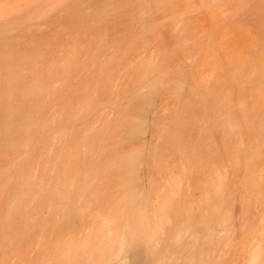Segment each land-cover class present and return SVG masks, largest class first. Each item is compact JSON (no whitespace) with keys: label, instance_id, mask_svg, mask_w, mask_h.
<instances>
[{"label":"bare ground","instance_id":"6f19581e","mask_svg":"<svg viewBox=\"0 0 264 264\" xmlns=\"http://www.w3.org/2000/svg\"><path fill=\"white\" fill-rule=\"evenodd\" d=\"M235 5L239 14L240 5L264 10V0ZM195 6L202 0H0V264H219L220 248L230 241L224 234L230 205L227 165L216 173L209 168L218 162L221 138L214 133L234 150V165L243 158L245 183L257 185L264 118L253 103L264 95L254 84L264 83V57L236 65L250 68L233 70L229 89L221 90L212 72L197 80L206 63L202 44L193 49L179 36L181 65L175 67L195 63L198 75L187 91L164 96L178 74L156 67H174L175 59H141L140 40L190 31L192 19L201 17L189 14ZM130 61L148 68L125 76ZM150 112L152 143L178 151L171 161L180 164L178 174L168 162L149 166L147 177L161 173L163 185L146 191L140 183L146 148L110 161L103 152L141 136ZM247 130H255L251 140L242 135ZM68 216L78 217L75 227L62 222ZM67 228L76 233L66 235ZM30 240L33 253L19 254ZM259 245L253 244L248 264H264Z\"/></svg>","mask_w":264,"mask_h":264},{"label":"rangeland","instance_id":"374dc122","mask_svg":"<svg viewBox=\"0 0 264 264\" xmlns=\"http://www.w3.org/2000/svg\"><path fill=\"white\" fill-rule=\"evenodd\" d=\"M223 1H225L227 4L223 3ZM235 2L236 0L232 1L233 4L230 2V0H222V1L221 0H218V1L217 0H202V7L195 6L196 8L190 7L192 9H189L190 10L189 14H193V15L201 14V17H199L200 18L199 20L202 21V22L200 21V23L202 24L198 23L199 20H196L195 22V20L192 19L193 24L192 26H190L191 27L190 31H179L177 32V35H174L176 31H174V33L168 32L169 34L168 33L167 34L157 33V34L150 35L147 38L145 37L143 38V40L142 39L140 40V42L143 43L142 47L140 48V55L142 57L141 59H145V60L151 59L155 63H158L159 61H162L163 59H165L166 61V57L169 59V63H170V59L171 60L172 58L175 59L176 65H174V67H156L157 69H161V70L162 69L174 70V73L178 74L177 75L178 81H180V82L177 81L176 83L173 82L174 84L171 83L172 87L168 91L169 94L167 93V91H165L166 93H164V96L167 95L168 97L173 99L171 95L173 94L175 96V94H178L177 93L178 90L179 91L182 90L181 92H185L188 90V87L190 86V82L192 79L196 80L198 78L197 79L198 81L199 79L202 80L203 76H205L206 78L207 76L211 75V72L212 74L218 75L221 78V82L219 84V86L221 87L218 86V88H220L221 90L229 89V87H227L228 86L227 84H229L228 78L232 76V71L238 68H250V67H236V65H239V64L241 65L243 60L247 58H252V57L255 58L256 55L260 56L262 54V56L264 57V29H263L264 10H260V12L257 10L255 11V9L247 11L246 9L247 5L246 7L245 5H240L238 9H240V7L242 8L238 10L241 13L239 14L236 10L237 5H235ZM213 3H216V4L214 5ZM222 4L223 5L225 4L224 7H222ZM228 4L230 6H228ZM218 5H220V7L222 8H220ZM225 6H226V9H225ZM230 10H231V13H230ZM218 11L221 12L222 14H219ZM228 13H230L231 15ZM249 13H253V14L256 13V14L253 18H249L248 17ZM218 15H221V17L219 18ZM227 16L229 17L226 18ZM245 18H246V21H245ZM193 27L195 28L194 29L195 32H193L192 30ZM190 32L194 33V35ZM179 36H186L188 38L187 44L189 45V47H192L193 49L196 48L195 42L196 44L197 43L199 44L198 49L200 45L202 44V57L198 49L195 50L196 52L198 51L197 53H195V55L198 54L201 57L202 62H206V63H202L204 65V68L202 65L200 66V68L197 67L195 63H192V65H188L186 67H175L177 65H181L180 64L181 47H179L180 45ZM199 40L201 41V43ZM127 42L132 43L133 41L132 39H128ZM250 51L253 52V54H251ZM241 54H244V55L240 56ZM210 56L215 57V59L210 58ZM137 58L139 59L140 57L138 56ZM210 59L212 61H210ZM218 60L220 61L221 65H217ZM130 62L131 63H129L128 65L129 67H123L122 72L124 73L125 76H128L131 73L132 74L141 73L144 68H148V67H138V68L130 67V66H133L132 64H135L132 61ZM206 64H208L207 69L205 68ZM136 66H138V64H136ZM196 67L199 68V71ZM110 68H116V67H108V69ZM118 68H121V67H118ZM256 68H259V67H256ZM260 68H264V67H260ZM193 69L195 70L193 71ZM205 69H206V72H205ZM175 70H177L178 72H176ZM196 70L198 71L197 73H199L200 76H197L198 74H196ZM191 72L193 73L194 76H192ZM179 74H181V77L184 78L182 81L179 79ZM195 76H197V78H195ZM191 77L193 78L191 79ZM254 85H255L254 86L255 91L260 92L264 95V83L254 84ZM125 88H126V84H125V87L123 86L122 88H120L121 90L120 93H124ZM160 92L162 91H159V94L161 95ZM129 96L130 97H128L126 101H129V98H131V95ZM160 102H161V97H157L153 105L158 104V108H159ZM253 105L256 106V108H258L259 111H261L260 117L264 118V96L262 97L254 96ZM125 106L123 107L126 108L127 111H129L130 108L128 107V104ZM147 117H148L147 118L148 123L150 124L148 125L146 131H144L141 134V136L132 137V139H128L127 141L125 138L124 142L122 144H119L116 148H113V149L108 148V150L105 149L103 152V158L106 159V161H110L111 158L115 155L116 156L125 155L141 147L146 148L147 151L149 152H147L146 158L144 159V161H142L141 175L144 180L142 181L141 179V182H140L141 186L144 187L145 190L148 189L149 187L152 189L153 187H156L157 185L158 186L163 185L161 173H156V175L152 177L151 179L147 177V175H149L148 173L149 166L152 165L153 168L155 167L157 170L159 164L167 165V162H168V165L174 168V169L171 168V170L176 171V174H178L177 169L180 164L179 163L180 161L178 160L174 162L171 161L172 159L171 157H175V156L178 158L180 157V154H178L179 153L178 151H175V149L173 150L170 149L168 145L164 146L163 143L161 145V142L159 144L152 143L153 138L156 135L153 134V130H152L153 121L151 118V112L148 113ZM117 118L115 120L116 123L118 121ZM158 126H162V125L160 124ZM254 133H255V130H252V131L247 130L242 135L245 136L247 139L251 140L254 137ZM122 135L118 134V136L121 138H122ZM214 135L218 137V139L221 138L219 140L220 145L218 148V155L216 158L218 162L210 163L209 168L211 169L210 170L211 172L216 173L217 166H220L223 163L227 165L224 168L222 167L223 170H225L224 179L227 185L225 188L224 197L225 199L229 200L228 203L230 205V218L225 224L228 230L227 232H225L226 230L224 231V234L226 235L225 238L226 239L229 238L230 241L228 245L225 244L226 243L225 242L220 248L222 250V260L219 262V264H248L249 255H250V251L253 249L252 247L253 244L258 241L260 244L259 246H264V145H262L261 149L258 150L257 152L258 155L255 157L256 163L254 164V168L255 167L261 168L263 169V172H260V174L258 175L259 177L258 184L253 185L252 183H245V179H246V175L248 171L246 169L244 160H242L243 158L240 157L238 164L234 165L232 163L235 157L234 150H232L231 153L228 152L225 148L226 144L224 145V142L222 143V136L217 131H215ZM156 147H159V149H156ZM233 153L234 155H232ZM154 156H157L159 160L157 159L156 161L155 159H153ZM77 163L81 164L83 163V160L81 159V161H77ZM118 166H119V163H118ZM166 167L167 169L169 168L168 166ZM201 181H202V173L201 175H198L196 179L193 180V183L196 186L197 184L201 183ZM77 218L78 217L68 216L65 219H62L63 220L62 222L68 227L69 226L75 227L77 225L75 221L79 220ZM67 229L68 230L64 231L65 233H67L66 235L72 236L73 234L76 233L74 232L75 230H71L70 228H67ZM32 244L33 242L31 240L30 242L21 243L19 248L17 249H23V251H21L19 254L26 253L29 257V255L33 253ZM22 264H26V262L22 261Z\"/></svg>","mask_w":264,"mask_h":264}]
</instances>
